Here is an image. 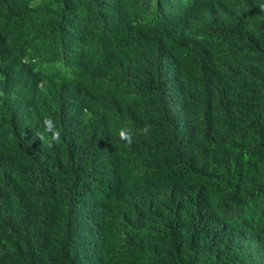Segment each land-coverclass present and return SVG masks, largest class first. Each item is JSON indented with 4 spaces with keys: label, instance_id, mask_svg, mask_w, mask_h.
I'll return each instance as SVG.
<instances>
[{
    "label": "trees",
    "instance_id": "1",
    "mask_svg": "<svg viewBox=\"0 0 264 264\" xmlns=\"http://www.w3.org/2000/svg\"><path fill=\"white\" fill-rule=\"evenodd\" d=\"M261 5L0 0V264H264Z\"/></svg>",
    "mask_w": 264,
    "mask_h": 264
},
{
    "label": "clouds",
    "instance_id": "2",
    "mask_svg": "<svg viewBox=\"0 0 264 264\" xmlns=\"http://www.w3.org/2000/svg\"><path fill=\"white\" fill-rule=\"evenodd\" d=\"M260 10L264 11V5L260 6ZM44 129L41 132L35 133L36 137L42 141L43 144H46L49 148L53 147L54 144H58L60 142V132L57 130L54 122L51 119L45 118L44 121ZM149 130V126H146L142 131L147 133ZM120 138L128 143L132 142L131 133L127 130H120Z\"/></svg>",
    "mask_w": 264,
    "mask_h": 264
}]
</instances>
